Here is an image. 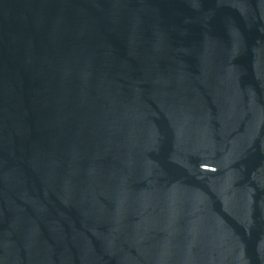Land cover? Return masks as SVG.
Listing matches in <instances>:
<instances>
[{"label": "water", "instance_id": "95a60500", "mask_svg": "<svg viewBox=\"0 0 264 264\" xmlns=\"http://www.w3.org/2000/svg\"><path fill=\"white\" fill-rule=\"evenodd\" d=\"M0 264H264V0H0Z\"/></svg>", "mask_w": 264, "mask_h": 264}]
</instances>
